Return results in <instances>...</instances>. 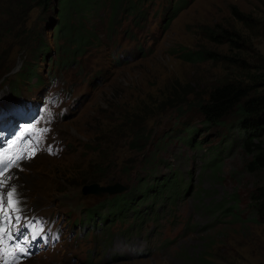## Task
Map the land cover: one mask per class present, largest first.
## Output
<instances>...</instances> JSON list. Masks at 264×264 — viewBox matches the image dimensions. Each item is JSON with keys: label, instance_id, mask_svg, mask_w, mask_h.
<instances>
[{"label": "rangeland", "instance_id": "374dc122", "mask_svg": "<svg viewBox=\"0 0 264 264\" xmlns=\"http://www.w3.org/2000/svg\"><path fill=\"white\" fill-rule=\"evenodd\" d=\"M98 1L82 26L90 42L80 55L73 56V64L59 67L52 64V60L59 61L57 45L71 46L64 38L56 41L57 4L44 8L28 0L20 18L11 14L23 7L21 0H0V89L6 82L21 86L30 96L48 89L44 94L47 111L41 121L43 147L2 176L7 183L0 194L7 201V192L22 184L15 189L13 207L28 215L35 211L31 218L41 219L39 213L51 215L53 228H60L61 223L65 229V240L50 257L22 264L264 262V221L250 206L251 194L264 185V168L250 169L252 155L232 120L226 126L208 127L197 109L196 96L227 70L215 61L186 62L178 53L185 48L229 52L227 45L211 44L205 28L233 24L245 32L233 17L232 7L264 19V0H193L169 26L165 22L171 15L168 9L178 0H146L136 17L121 9L115 18L111 0ZM140 16L146 20L140 21ZM78 18L74 21L79 23ZM250 38L264 55V36L251 34ZM44 44L47 53L40 50ZM6 91H0V99H7ZM186 91L191 93L186 103L165 104L170 102L169 93ZM143 108L145 113H139ZM120 112L125 121H109L107 115L117 118ZM128 121L135 127L129 133L125 132ZM136 122L144 129L135 148L131 141L139 129ZM107 124L114 134L124 133L109 137L103 131ZM109 138L108 150L119 169L110 173L108 168V181L98 183L122 182L132 188L137 176L148 172L157 179L176 176L179 194L171 198L157 194L156 211L141 232L137 225L134 233L126 234L133 222L129 216L107 224V239L100 229L80 235L86 229L73 222L106 195L84 194L86 184L78 178L95 169L94 163L88 165L96 152L91 149L105 146ZM51 144L53 152L46 149ZM149 161L156 163L150 166ZM22 174L27 178L12 185V179ZM44 222L46 229L49 220Z\"/></svg>", "mask_w": 264, "mask_h": 264}, {"label": "trees", "instance_id": "16d2710c", "mask_svg": "<svg viewBox=\"0 0 264 264\" xmlns=\"http://www.w3.org/2000/svg\"><path fill=\"white\" fill-rule=\"evenodd\" d=\"M26 1L28 0H21V2L24 3L23 7L18 10V13L14 12L11 15H18V17L22 18L25 11L23 10L22 13L21 11ZM30 1L44 8L51 7L52 4H57V19L59 21L54 30V32H56V41L58 42L60 38L66 39L71 49L67 46L63 47V45H57L58 52H60L59 61L52 60V64L55 66L58 63L59 67L68 66L73 56L80 55L88 42H90V36H87L82 30L83 21L89 12H92L95 4L99 1ZM145 1L146 0H111L113 4V18L117 16L121 9H123L126 14H132L136 17L142 12V5ZM192 1L193 0H178L172 3L168 9L171 15L167 16L165 19L166 26H169L171 21L176 18L183 9L191 4ZM231 13L238 22L242 23L243 28L249 31V34L246 33V31L243 32L244 30L238 29L233 24L223 25L220 23L207 26L204 31L206 39L211 44L227 45L229 52L220 53L209 48H185L184 50L182 49L181 52L178 50V53L180 59L190 63L215 61L224 64L227 73L214 82L209 89L196 96L198 100L197 109L203 116L204 123H206L208 127L226 126L228 120L233 121L232 126L243 132V144L248 154L252 155V160L249 163L250 169L258 171L264 168V55L256 49L250 35L261 34L264 36V19L261 17L258 18L251 13H246L237 6L232 7ZM74 17H79V23L74 21ZM139 19L140 21H145L146 17L140 16ZM47 47L48 46L44 44L40 47V50L44 49L47 53L49 50ZM74 61L75 59L71 64H73ZM59 62H61L62 65H60ZM22 70H25V67H23ZM31 75L33 78L35 74ZM24 76L25 75H23V77ZM11 92L15 96L20 95L17 86H14ZM190 94L191 93L187 91L182 95L176 92L169 93L170 102L165 104H184L188 101V96ZM126 111L127 109L125 112ZM145 111L146 110L143 108L139 113L144 114ZM120 114L121 117L118 116L117 118L113 116L111 118L109 115L107 116L109 121L113 123H117L119 119L122 122L125 121L126 119L123 118L125 114L122 112H120ZM136 123H138L139 129L135 130L134 134H137L131 141L135 148L138 147L137 142L143 139L142 130L144 129V127L141 126V122ZM126 124L125 132L129 133V128L135 129L133 124L129 121ZM129 124L131 125L129 126ZM110 128L111 125L107 124L105 125V129H103V131L108 132L107 135L109 137L113 138L115 134L118 136L124 133L119 131L114 134L115 130H110ZM105 140V146L99 144L96 149H91L96 150V152L88 161V165L91 166V164L94 163L95 169L90 173L88 172L79 176L78 179L80 184H91L98 181L106 183L110 177V174H106L108 173L107 169H110V173L119 169L115 167L116 164L113 163V156L108 150L112 144L111 138ZM192 141L193 139L190 141L188 139L189 143ZM98 142L103 143V138L102 140L99 139ZM192 144L194 143L192 142L191 145ZM149 163L150 166H152L156 162L151 163V161H149ZM178 184L176 176L157 179V176L145 172V174L137 176L134 187L128 192L124 194L107 195L101 202L88 207L86 209L87 217L83 219V221L78 220L75 225L86 221L91 229H100L101 233L105 236L104 238L107 239L110 236L108 233L109 229L105 231V227L108 223L114 224L117 220H125L128 219L129 216H133V222L130 224L129 228L127 227L126 234L130 235L129 233H134V229L137 228V225V232H141L142 227L152 219L156 211L155 205L157 199L162 197V194H166V198H171L179 194L180 189H176V185ZM157 194L161 196L157 198ZM140 205L145 207L144 211L141 209ZM250 206L256 211L260 219L264 221V185H259L251 194ZM130 228L131 231H129ZM258 264H264V262Z\"/></svg>", "mask_w": 264, "mask_h": 264}, {"label": "snow or ice", "instance_id": "6c2138e0", "mask_svg": "<svg viewBox=\"0 0 264 264\" xmlns=\"http://www.w3.org/2000/svg\"><path fill=\"white\" fill-rule=\"evenodd\" d=\"M39 141L36 142V145L32 147L31 151L35 153V151L38 148ZM0 148H11V144L5 143L4 145H0ZM28 158L25 154V150L23 148H18L16 150V153L14 155L7 154L6 151L4 153H0V174H3V172L10 170L13 167H19V163L23 160ZM7 179H11V177H8ZM7 183L6 180H0V186H3ZM15 194V188L13 187L11 191L7 192V201L4 200L3 194H0V207L4 205V203H8L10 206L12 204V198ZM18 204V201H16ZM13 211L18 212L19 208H13ZM3 215L6 219H10L7 212H4ZM16 219H19V217H16ZM21 252L24 251L23 248L20 249ZM15 258V257H14Z\"/></svg>", "mask_w": 264, "mask_h": 264}, {"label": "water", "instance_id": "95a60500", "mask_svg": "<svg viewBox=\"0 0 264 264\" xmlns=\"http://www.w3.org/2000/svg\"><path fill=\"white\" fill-rule=\"evenodd\" d=\"M129 184H123L122 182H116L114 184L101 185L98 182L86 184L84 186V194H95L97 196H103L106 194L116 195L124 193L130 189Z\"/></svg>", "mask_w": 264, "mask_h": 264}, {"label": "bare ground", "instance_id": "6f19581e", "mask_svg": "<svg viewBox=\"0 0 264 264\" xmlns=\"http://www.w3.org/2000/svg\"><path fill=\"white\" fill-rule=\"evenodd\" d=\"M23 162L26 163V162H28V160H24ZM13 169H16V167H14ZM10 173H11V172H10ZM7 176H8V175H7ZM27 176H28L27 174H22V175H19V176L16 177V178H13V179H12V185H15L16 183H18L20 179H22V180H23V179H26ZM2 178H3V177H2ZM21 185H22V184H21ZM21 185H20V186H21ZM20 186H18V187L15 188V189H18ZM16 192H17V191H16Z\"/></svg>", "mask_w": 264, "mask_h": 264}]
</instances>
